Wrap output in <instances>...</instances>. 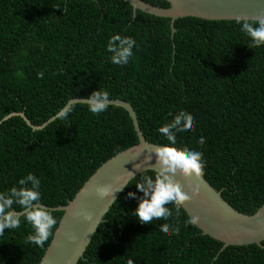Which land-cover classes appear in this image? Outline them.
I'll use <instances>...</instances> for the list:
<instances>
[{
  "label": "trees",
  "instance_id": "obj_1",
  "mask_svg": "<svg viewBox=\"0 0 264 264\" xmlns=\"http://www.w3.org/2000/svg\"><path fill=\"white\" fill-rule=\"evenodd\" d=\"M173 28L171 35L169 19L140 11L133 18L122 0H0V190L31 172L41 182V203L65 206L101 164L137 144L120 107L93 115L76 103L66 118L47 123L68 101L103 90L131 107L154 145L168 143L157 129L171 121L169 113H190L194 131L177 134L174 147L202 151L203 178L234 210L252 215L264 202V47H249L235 21L187 17ZM113 34L139 46L126 66L108 60ZM12 114L45 125L32 130L19 116L6 118ZM138 179L114 201L76 264H264L263 248L221 249L186 224L182 209L175 235L158 232L162 222L139 223L131 214L137 201L127 198ZM51 212L58 225L62 212ZM31 231L21 219L0 235L2 264L39 263L52 236L37 247L27 239Z\"/></svg>",
  "mask_w": 264,
  "mask_h": 264
},
{
  "label": "water",
  "instance_id": "obj_2",
  "mask_svg": "<svg viewBox=\"0 0 264 264\" xmlns=\"http://www.w3.org/2000/svg\"><path fill=\"white\" fill-rule=\"evenodd\" d=\"M122 1L132 7L133 18L135 12L140 11L154 17L169 19L171 35L175 31L174 21L187 17L205 21H235L238 17L248 19L264 17V0H164L169 4L167 8L154 7L140 0ZM76 103L86 104V99L68 101L47 123ZM109 105L120 107L127 112L138 142L101 164L65 206L47 207L50 211L62 212V216L38 264H76L109 208L124 192V186L135 176L155 166L153 149L158 145L144 140L131 107L121 100H110ZM14 116L21 117L32 130H39L45 125L34 127L22 114H12L6 118ZM129 172L134 176H130ZM176 182L189 196L191 193L188 184L199 188L198 198L185 204L182 210L188 219L198 218L193 225L202 235L220 242L221 249L248 245L264 249L261 244L264 241V202L252 215H245L224 201L220 193L203 177L199 181L192 177L191 180L180 178ZM101 187H108L110 192L116 193L113 197L100 199L96 196L95 190ZM121 188L123 189L119 191ZM85 215L90 219L85 220Z\"/></svg>",
  "mask_w": 264,
  "mask_h": 264
},
{
  "label": "clouds",
  "instance_id": "obj_3",
  "mask_svg": "<svg viewBox=\"0 0 264 264\" xmlns=\"http://www.w3.org/2000/svg\"><path fill=\"white\" fill-rule=\"evenodd\" d=\"M235 23L239 26L240 32L249 39V47H264V17L257 19L238 17ZM134 47L138 49L139 46L132 37L113 34L108 38L105 50L110 54L108 60L111 64L126 66L133 57ZM42 76L43 73L37 74V78ZM109 102V94L103 90L93 91L86 98L87 109L93 115L105 112ZM67 115L68 113L60 112L61 118H66ZM169 115L172 116L171 121L157 129L168 143L153 149L155 166L149 172L152 170L154 172L140 173L139 179L132 184L136 191L127 193L128 199L137 201L132 216L145 225L162 222L158 232L164 236L179 232L177 216L180 210L199 196L198 187L188 184L191 193L189 196L176 181L180 178L191 180L192 177L199 181L206 167L202 151L174 147L177 144V134L193 133L195 118L184 111ZM196 142L202 147L205 144V137L200 136ZM129 175L134 176L131 172ZM124 187L129 186L126 184ZM114 193L116 192H110L108 187L95 190L96 196L100 199L113 197ZM137 193L140 195L138 196ZM21 219L32 229L28 241L37 247L44 246L53 235L54 227L58 222L53 213L41 203V182L31 172L20 178L15 186L0 190V235H3L5 230L18 229ZM84 219L88 220L90 217L85 215ZM197 220V217H192L186 221V224L196 223ZM154 221L157 223L154 224ZM128 264H131V261Z\"/></svg>",
  "mask_w": 264,
  "mask_h": 264
}]
</instances>
